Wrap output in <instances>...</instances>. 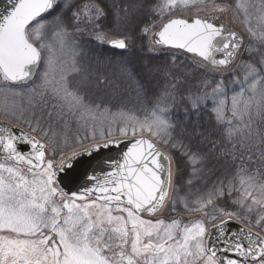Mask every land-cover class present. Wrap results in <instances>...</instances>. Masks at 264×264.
Instances as JSON below:
<instances>
[{
    "label": "snow or ice",
    "instance_id": "snow-or-ice-1",
    "mask_svg": "<svg viewBox=\"0 0 264 264\" xmlns=\"http://www.w3.org/2000/svg\"><path fill=\"white\" fill-rule=\"evenodd\" d=\"M229 8L0 0V264H264V0Z\"/></svg>",
    "mask_w": 264,
    "mask_h": 264
},
{
    "label": "rangeland",
    "instance_id": "rangeland-1",
    "mask_svg": "<svg viewBox=\"0 0 264 264\" xmlns=\"http://www.w3.org/2000/svg\"><path fill=\"white\" fill-rule=\"evenodd\" d=\"M209 3H211V0H208ZM217 2H221V0H217ZM251 0H227V3L230 5L229 11L224 14V22L231 26L232 28L236 29L239 31L241 34L245 35V38H247V28L248 24L244 22V15L243 12H238L237 9L235 8V5L237 3L241 4H246L250 3ZM260 0H255V3L259 4ZM207 13H201V15H206ZM251 24L253 27H257V22L255 19L250 20ZM11 99L7 101V103H11ZM6 101L2 95H0V118L6 119L5 118V112H4V105ZM120 111V109L115 105L113 109H111V112L115 114L116 112ZM105 118L111 119V116H108L106 114ZM8 120V119H7ZM10 121V120H9ZM83 133L81 132V135ZM185 220L190 219L189 217H184Z\"/></svg>",
    "mask_w": 264,
    "mask_h": 264
},
{
    "label": "trees",
    "instance_id": "trees-1",
    "mask_svg": "<svg viewBox=\"0 0 264 264\" xmlns=\"http://www.w3.org/2000/svg\"><path fill=\"white\" fill-rule=\"evenodd\" d=\"M128 55H129V58H130V59H132V60H134V61H137V62L140 63V64H143V63L148 62V61H147V57L149 56V54L146 53V52H142V51H140V46H139V44H138V46H137V49H136L133 53H130V54H128ZM141 57H144L145 59H140ZM163 62H164L163 54H161L160 57L154 58V59L152 60V63H153L154 65H157V64H158V65H162ZM114 106H115V105H114ZM114 106L112 107V109L114 108Z\"/></svg>",
    "mask_w": 264,
    "mask_h": 264
},
{
    "label": "water",
    "instance_id": "water-1",
    "mask_svg": "<svg viewBox=\"0 0 264 264\" xmlns=\"http://www.w3.org/2000/svg\"><path fill=\"white\" fill-rule=\"evenodd\" d=\"M224 24H225V23H224ZM225 26L228 27V28H231L233 31H236L237 33H239L237 30L233 29L232 27H230V26H228V25H226V24H225ZM8 123H10V121L5 120V119H1V118H0V124H8ZM109 155H113V156H115L116 153H115V152H112V153H110Z\"/></svg>",
    "mask_w": 264,
    "mask_h": 264
}]
</instances>
